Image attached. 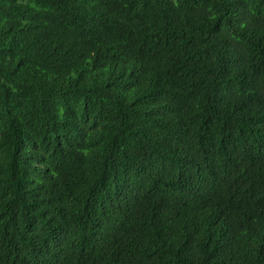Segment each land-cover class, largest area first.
<instances>
[{
    "label": "trees",
    "instance_id": "obj_1",
    "mask_svg": "<svg viewBox=\"0 0 264 264\" xmlns=\"http://www.w3.org/2000/svg\"><path fill=\"white\" fill-rule=\"evenodd\" d=\"M0 264H264V0H0Z\"/></svg>",
    "mask_w": 264,
    "mask_h": 264
},
{
    "label": "clouds",
    "instance_id": "obj_2",
    "mask_svg": "<svg viewBox=\"0 0 264 264\" xmlns=\"http://www.w3.org/2000/svg\"><path fill=\"white\" fill-rule=\"evenodd\" d=\"M95 239V238H94ZM98 240H100V239H98ZM94 244H96V241L94 242Z\"/></svg>",
    "mask_w": 264,
    "mask_h": 264
},
{
    "label": "bare ground",
    "instance_id": "obj_3",
    "mask_svg": "<svg viewBox=\"0 0 264 264\" xmlns=\"http://www.w3.org/2000/svg\"><path fill=\"white\" fill-rule=\"evenodd\" d=\"M150 36V35H149ZM152 53V52H151ZM164 66V65H163ZM138 71V70H137ZM145 82V81H144ZM125 86V85H124Z\"/></svg>",
    "mask_w": 264,
    "mask_h": 264
}]
</instances>
